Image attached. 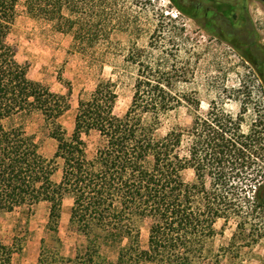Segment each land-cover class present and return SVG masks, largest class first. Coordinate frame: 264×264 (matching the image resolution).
<instances>
[{"label": "trees", "instance_id": "16d2710c", "mask_svg": "<svg viewBox=\"0 0 264 264\" xmlns=\"http://www.w3.org/2000/svg\"><path fill=\"white\" fill-rule=\"evenodd\" d=\"M102 1L0 0V210L48 203V226L60 243L63 201L73 198L70 222L85 245L73 257L61 246L43 245L38 264H110L104 246H114V264L217 263L222 254L212 257L210 249L220 233L217 223L240 220L242 228L246 210L254 216L264 211V111H256L247 130V107L234 115L213 102L202 113L195 95L177 89L187 72L155 66L142 50L131 55L140 67L126 112H115L117 84L100 79L89 97H79L74 129L66 137L59 119L69 109V94L31 79L7 38L25 13L72 35L74 52H82L107 34L109 23L96 20L106 8ZM246 50L264 77L263 47L251 42ZM184 104L194 112L191 124L163 132L170 113ZM35 118L57 143L51 157L27 128ZM188 170L194 182L186 181ZM141 221L149 226L146 246ZM22 250V237L0 240V264H15Z\"/></svg>", "mask_w": 264, "mask_h": 264}, {"label": "rangeland", "instance_id": "374dc122", "mask_svg": "<svg viewBox=\"0 0 264 264\" xmlns=\"http://www.w3.org/2000/svg\"><path fill=\"white\" fill-rule=\"evenodd\" d=\"M105 10L97 19L108 22L107 34L82 52H74L70 34L53 31L25 13L16 18L7 41L15 47L17 59L28 68V76L48 85L53 91L69 94V109L59 119L62 132L69 137L74 129L80 96L89 97L100 79L117 84L116 114L122 115L131 105L139 64L132 53L147 51L155 66L175 67L187 72L177 82L180 92L193 94L205 113L211 103L223 106L234 115L247 107L244 129L256 111H264V77L247 54V43L256 42L264 49V2L260 0H103ZM178 5L184 8L181 12ZM211 10V11H210ZM214 11V14L212 13ZM63 77V80H61ZM68 84L71 86L69 93ZM194 112L186 104L170 113L162 131L174 124L189 126ZM38 118L27 122L37 133L44 154L51 157L56 141L41 132ZM61 172L54 175L59 181ZM187 182H194L192 170L185 172ZM73 198L66 195L58 228L60 243L49 229V204L23 207L13 212L0 210V240L12 243L22 237L23 250L15 264H38L43 245L61 246L62 253L73 257L83 248L85 237L70 222ZM245 227L240 220L224 226L210 243L211 255L222 254L207 264H264V211L251 215ZM242 220V219H241ZM143 246L148 243V222L138 223ZM102 252L110 264L116 260L114 246Z\"/></svg>", "mask_w": 264, "mask_h": 264}, {"label": "flooded vegetation", "instance_id": "af4514ba", "mask_svg": "<svg viewBox=\"0 0 264 264\" xmlns=\"http://www.w3.org/2000/svg\"><path fill=\"white\" fill-rule=\"evenodd\" d=\"M211 11V10H210ZM212 13L214 14V11H212Z\"/></svg>", "mask_w": 264, "mask_h": 264}, {"label": "water", "instance_id": "95a60500", "mask_svg": "<svg viewBox=\"0 0 264 264\" xmlns=\"http://www.w3.org/2000/svg\"><path fill=\"white\" fill-rule=\"evenodd\" d=\"M260 1L264 2V0H260Z\"/></svg>", "mask_w": 264, "mask_h": 264}]
</instances>
